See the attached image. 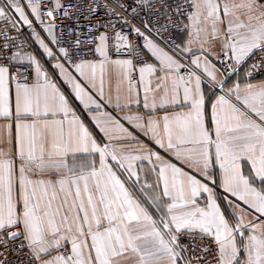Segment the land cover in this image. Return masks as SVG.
<instances>
[{
  "label": "snow or ice",
  "instance_id": "snow-or-ice-1",
  "mask_svg": "<svg viewBox=\"0 0 264 264\" xmlns=\"http://www.w3.org/2000/svg\"><path fill=\"white\" fill-rule=\"evenodd\" d=\"M257 76L264 0H0V264H264Z\"/></svg>",
  "mask_w": 264,
  "mask_h": 264
},
{
  "label": "crops",
  "instance_id": "crops-1",
  "mask_svg": "<svg viewBox=\"0 0 264 264\" xmlns=\"http://www.w3.org/2000/svg\"><path fill=\"white\" fill-rule=\"evenodd\" d=\"M186 38V33H180L178 34V40L181 41ZM264 78V77H263ZM261 79V78H259ZM67 91V88L65 89ZM86 118V117H85Z\"/></svg>",
  "mask_w": 264,
  "mask_h": 264
},
{
  "label": "built area",
  "instance_id": "built-area-1",
  "mask_svg": "<svg viewBox=\"0 0 264 264\" xmlns=\"http://www.w3.org/2000/svg\"><path fill=\"white\" fill-rule=\"evenodd\" d=\"M180 33H183V32L177 31V32L174 33V39H176L178 42H179V40H178V34H180ZM259 78H263V77H260V76H257L256 77V79H259Z\"/></svg>",
  "mask_w": 264,
  "mask_h": 264
}]
</instances>
